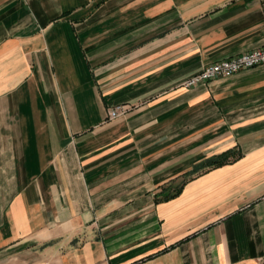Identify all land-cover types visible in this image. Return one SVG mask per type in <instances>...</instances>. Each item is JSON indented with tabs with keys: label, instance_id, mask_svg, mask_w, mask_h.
Wrapping results in <instances>:
<instances>
[{
	"label": "crops",
	"instance_id": "1",
	"mask_svg": "<svg viewBox=\"0 0 264 264\" xmlns=\"http://www.w3.org/2000/svg\"><path fill=\"white\" fill-rule=\"evenodd\" d=\"M263 45L260 0H0V264H264V63L182 85Z\"/></svg>",
	"mask_w": 264,
	"mask_h": 264
},
{
	"label": "built area",
	"instance_id": "2",
	"mask_svg": "<svg viewBox=\"0 0 264 264\" xmlns=\"http://www.w3.org/2000/svg\"><path fill=\"white\" fill-rule=\"evenodd\" d=\"M264 10V0H260ZM264 63V45L255 47L236 56L222 57L205 65L199 72L183 80L185 87L194 86L200 82L210 80L219 75H229L239 70ZM126 106L116 104L108 111L109 118H115L124 113Z\"/></svg>",
	"mask_w": 264,
	"mask_h": 264
},
{
	"label": "trees",
	"instance_id": "3",
	"mask_svg": "<svg viewBox=\"0 0 264 264\" xmlns=\"http://www.w3.org/2000/svg\"><path fill=\"white\" fill-rule=\"evenodd\" d=\"M229 156H230V151H227V152H224L222 153L221 155L217 156L213 161V165H222L226 162H228L230 159H229Z\"/></svg>",
	"mask_w": 264,
	"mask_h": 264
}]
</instances>
